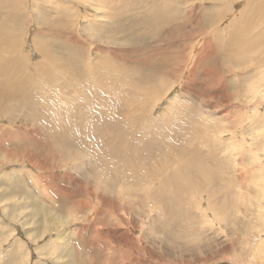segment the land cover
Here are the masks:
<instances>
[{"label":"rangeland","instance_id":"obj_1","mask_svg":"<svg viewBox=\"0 0 264 264\" xmlns=\"http://www.w3.org/2000/svg\"><path fill=\"white\" fill-rule=\"evenodd\" d=\"M214 1L21 0L15 4L21 29L13 32L11 46L0 48V62L4 56L20 57L23 71L35 74L47 90L14 93L16 103L7 102L0 110V264H264V40L244 53L245 63L233 55L227 58L237 51L228 40L237 23L247 22L246 4ZM56 4L69 10L49 12ZM198 4L206 6L197 9ZM222 9L227 14L220 16L219 24L206 27ZM191 12L194 16L187 18ZM57 13V19L48 21ZM68 14L70 25L64 27L59 18ZM162 18L167 19L164 25ZM69 29L84 45L68 38ZM50 33L57 36L50 38ZM212 35V47H202L204 38ZM181 39L187 40L185 59ZM221 44H226L225 50ZM202 49H210L208 57L198 62L195 57ZM75 51L84 57L79 62ZM256 58L260 66L250 65ZM107 64L119 73L114 67L107 71ZM175 65L181 67L176 77L164 75ZM39 66L46 74H36ZM109 72L113 80L100 78ZM162 77L165 84L156 89L154 79L159 83ZM100 85L106 87H96ZM57 86L61 88L55 91ZM134 100L142 103L141 110L128 118ZM169 112L177 118L166 121L171 119L164 116ZM169 127L183 135L180 141L185 137L182 145L177 138H172L176 143L168 141L164 131ZM107 136L108 144L120 151L117 155L114 148L98 143ZM125 140L129 144L121 147ZM181 148L188 153L181 154ZM194 156L201 162L196 161V172L214 170L209 178L202 174L200 183L209 185L205 190L203 184L201 191L178 190L180 183L196 182L189 175L180 178L181 173L175 183L152 189L159 185L156 180L149 183V173L173 163L178 171L188 167V173L195 172L189 162L197 160ZM105 168L113 176L107 173L101 180L97 171ZM238 171L244 173L243 182ZM148 194L150 200L145 199ZM102 198L113 209L118 207L114 213L105 211ZM81 200L86 207L79 208ZM113 220L119 226H109Z\"/></svg>","mask_w":264,"mask_h":264},{"label":"bare ground","instance_id":"obj_2","mask_svg":"<svg viewBox=\"0 0 264 264\" xmlns=\"http://www.w3.org/2000/svg\"><path fill=\"white\" fill-rule=\"evenodd\" d=\"M21 0H0V48L2 47L3 48V46H5V45H8V44H10V46H11V44H12V40H13V32H15L16 33V31H18L19 32V30L21 29V25L19 24V23H16L17 22V20H18V18H17V15H16V13H15V11H14V6H15V4H18L19 2H20ZM37 1V0H36ZM60 1H62V0H60ZM113 1H115V0H113ZM138 1V0H137ZM142 1V0H141ZM147 1V0H146ZM149 1V0H148ZM208 1V0H207ZM217 1V3L219 2V1H221V0H216ZM216 1H214V2H216ZM245 1V4H246V8H245V6H244V9H245V14H247L248 15V19H247V22H244V23H241V24H236L234 27H233V30L235 31L234 32V35H232L230 38H229V40H228V42L229 43H231L232 44V46L234 47V49H236L237 51H235L234 53H228L226 56H227V58L229 57V56H231V55H233V57L235 58V60H238L240 63H245L244 61H243V59H244V53L245 52H247L248 53V50L249 49H252V48H256V47H258L259 45H261V43H263L262 41L264 40V35L263 34H261V36L258 38L257 37V33L259 32V30H261V29H263L264 28V1H262V0H257L259 3L262 1V3L263 4H256V3H254L253 1L254 0H244ZM31 2H33V1H31ZM53 2H55V0H53ZM235 2V1H234ZM34 3H36V2H34ZM39 3L42 5V4H46L44 1H39ZM57 3H59L58 1H57ZM61 3V2H60ZM120 3V2H119ZM139 3V2H138ZM146 3V2H145ZM212 3V2H211ZM238 3V2H237ZM40 4H37V5H40ZM64 5H65V2L63 3ZM69 4V3H68ZM173 4V3H172ZM190 4V3H189ZM193 4H194V2H193ZM216 4V3H215ZM241 4V3H240ZM7 5H9V7H7ZM40 5V6H41ZM141 5V4H140ZM202 5V6H201ZM201 5H197V9H202V8H205V6H206V4H201ZM233 5V4H232ZM32 6V5H31ZM33 7V6H32ZM46 7H47V5H46ZM49 7V6H48ZM67 7V6H66ZM218 8V6H216L214 9L216 10ZM34 9V8H33ZM49 9V12H54V11H60V10H62V11H68L64 6H62L61 4L59 5H55V6H53L52 5V7H49L48 8ZM126 11V10H125ZM133 11V10H132ZM175 11H177L176 10V8H175ZM242 11H243V9H242ZM116 12V11H115ZM131 12V11H130ZM172 12V11H171ZM220 12H222V14L220 13ZM220 12H218L219 13V15L217 14V15H214V16H212V18H210L208 21V23H207V25H205L206 27H210L211 29L213 28V27H215L214 25H218L219 24V22L221 21V19H222V17H223V15L224 14H227L226 12H225V10L224 9H222ZM35 13V12H34ZM240 13V12H239ZM33 14V13H32ZM51 14V13H50ZM126 14V13H125ZM170 14V13H169ZM172 14V13H171ZM185 14V13H184ZM188 13H186V15H187ZM193 14V12H191L190 14H188V16H186L187 18H191L192 16H194V14ZM34 15V14H33ZM57 15H59L58 13L57 14H53V16H51V18L48 20V21H50V20H52V18H54V17H56ZM183 15V14H182ZM209 15V14H208ZM60 16H61V14H60ZM68 16H69V14L68 15H64V16H62L61 18H59V21L64 25V27H66V26H68V25H70V23H69V20H68ZM220 16H222V17H220ZM22 17V16H21ZM49 18V17H48ZM109 18V17H108ZM56 19H57V17H56ZM163 19V18H162ZM171 19H175V18H171ZM244 19V18H243ZM164 20V19H163ZM26 21V20H25ZM29 21V20H28ZM28 21H26V22H28ZM46 21H47V19H46ZM30 22H32V21H30ZM156 22V21H155ZM162 22V21H161ZM167 22V19H165L164 20V22H162L163 24L162 25H164L165 23ZM226 22V21H225ZM8 23H16V24H8ZM33 23V22H32ZM74 24V21H72V25ZM168 24V23H167ZM166 24V25H167ZM38 25V24H37ZM140 25V24H139ZM169 25V24H168ZM209 25V26H208ZM147 26V25H146ZM145 26V27H146ZM152 26V25H151ZM230 26V25H229ZM155 27V26H154ZM161 25L160 26H157V31L158 30H160L161 29ZM205 27V28H206ZM45 28V27H44ZM204 28V29H205ZM154 29V28H153ZM177 29V28H176ZM214 29V28H213ZM152 30V29H151ZM176 31H178V30H176ZM264 31V29L261 31V32H263ZM37 32H39V35H40V33H41V30L39 29V31L37 30ZM66 32V34H67V36H68V38L70 39V40H72V42L73 43H75V44H77V45H79L80 46V42L84 45V43L82 42V41H80V37L77 35V34H74V32H72L70 29L69 30H67V31H65ZM64 32H62L61 34H59V35H62ZM189 34H191L190 33V31L188 32ZM233 33V32H232ZM35 34H37V33H35ZM15 35V34H14ZM214 35H216L217 36V34H215L214 33ZM214 35H212V37H205L204 38V44H203V46L202 47H212V45L214 44V40H215V38H214ZM16 36V35H15ZM45 36V35H44ZM48 37H55V36H57L56 34H54V33H50L49 35H47ZM46 36V37H47ZM166 36V35H165ZM164 36V37H165ZM190 36V35H189ZM188 36V37H189ZM247 36H248V38H247ZM200 37V36H199ZM83 38V37H82ZM166 38V37H165ZM197 38V37H196ZM170 40H171V38H169ZM188 39V38H187ZM16 40V39H15ZM196 40V39H195ZM14 41V40H13ZM192 41V40H191ZM169 42V41H168ZM186 42H187V40H185V39H181L180 40V45H181V49H182V53H184L183 55H182V53H181V55L184 57L185 55H186ZM193 42V41H192ZM199 42V41H198ZM228 42H227V44H228ZM190 43V42H189ZM88 45V44H87ZM226 44H224V45H222L221 44V46H222V48H223V50H225V48H226V46H225ZM13 47V46H12ZM47 47V46H46ZM149 47V46H148ZM84 48V47H83ZM144 48V47H143ZM200 48V47H199ZM4 49V48H3ZM7 49H8V47H7ZM44 49H46V48H44ZM51 49V48H50ZM85 49V48H84ZM84 49H83V51H84ZM210 50V49H209ZM209 50H204V49H202L201 51H199L198 53H197V56L195 57V59H196V61H200L201 59H205V58H207L208 57V55H207V51H209ZM47 51V50H46ZM45 51V52H46ZM239 51H241L242 53H243V55L240 57V56H235L234 54H236V52L238 53ZM170 52V51H169ZM47 54H48V51H47ZM168 54V53H167ZM169 54H171V53H169ZM168 54V55H169ZM9 55V54H8ZM166 55V54H165ZM13 56V55H12ZM11 55L9 56V57H7V58H5V56L3 57V60L0 62V77L2 78L4 75H6V77L5 78H2V79H0V80H2V82L0 83V110H1V108L4 106V104H6L7 102H12L13 104H15L16 102L15 101H13L12 99H13V95L12 94H14V93H25V92H27L28 93V90H34V89H39L41 92H44V91H46L47 89L43 86V84H42V82H40V80H38V78L36 77V76H34V75H32L31 74V72L29 73V74H27V72L25 73L24 71H23V66H24V64L19 60L20 59V57H19V59H18V57L15 59V57H12ZM73 56L75 57V59L78 61V58L79 59H82V58H84L83 56H81L80 55V53L79 52H77V51H75L74 52V54H73ZM154 56V55H153ZM47 57L49 58V59H51V57H50V55L48 54L47 55ZM81 57V58H80ZM152 57V56H151ZM258 58H261V57H258ZM49 59H47V60H49ZM184 59H185V57H184ZM52 60V59H51ZM53 61H54V59H53ZM257 61V58L253 61V62H251L250 63V65H252V64H254V65H257V66H260L259 64H257V63H259V62H256ZM21 62V63H20ZM79 62V61H78ZM55 63V62H54ZM57 63V62H56ZM65 63V62H64ZM57 64H60L59 62L57 63ZM57 64H55V65H57ZM97 64V63H96ZM95 64V65H96ZM63 65V64H62ZM69 65V64H68ZM58 66V65H57ZM60 66H61V64H60ZM80 65L78 64V67H79ZM108 66V67H107ZM59 67V66H58ZM70 67V66H69ZM95 67V66H94ZM97 67V66H96ZM104 67H107L106 68V70L107 71H111V70H113V67H114V73L115 74H117V73H119V71H118V69L115 67V66H112V65H105ZM250 67V66H249ZM62 68H64V66L62 67ZM80 68V67H79ZM98 68H102L101 66H99ZM122 68H124V67H122ZM246 70H248L246 67H244ZM27 69V68H26ZM37 69V68H36ZM61 69V68H60ZM92 69V68H91ZM159 69V68H158ZM64 70V69H63ZM100 70V69H99ZM104 70H105V68H104ZM127 70V69H126ZM181 70V67L179 66V65H175L174 67H171V68H168L167 70H166V72H164V75H167V74H169L168 76H172V77H176L177 75H178V73H179V71ZM27 71V70H26ZM29 71V70H28ZM35 71V70H34ZM33 71V72H34ZM37 73L36 74H39V73H45L46 74V71H45V68H42L41 66H39V68L37 69ZM74 71V70H73ZM80 71V70H79ZM88 71V70H87ZM127 71H129V70H127ZM159 71H160V69H159ZM158 71V72H159ZM161 71H163V70H161ZM136 72V71H135ZM74 73V72H73ZM105 73V72H104ZM103 73V74H104ZM110 73V72H109ZM112 73V72H111ZM111 73H110V75H101L100 76V78H105V77H109V78H111L112 79V77H111ZM223 73V72H222ZM249 73V72H248ZM248 73H246V74H248ZM254 73V72H253ZM31 74V75H30ZM54 74V73H53ZM52 74V75H53ZM92 74V73H91ZM98 74V73H97ZM106 74H107V72H106ZM135 74V73H134ZM71 75V74H70ZM137 75V74H136ZM223 75V74H222ZM49 76V75H48ZM47 76V77H48ZM75 76V75H74ZM113 76V75H112ZM34 77V78H33ZM73 77V76H72ZM76 77V76H75ZM97 77H99V76H97ZM115 77H116V75H115ZM188 77H190V76H188ZM84 78V77H83ZM88 78H90V77H88ZM69 79V78H68ZM67 79V80H68ZM90 79H93V78H90ZM187 79V78H186ZM52 80H53V78L51 79V82H52ZM64 80H65V77H64ZM63 80V81H64ZM81 80V79H80ZM86 80H88V79H86ZM94 80V79H93ZM97 80H98V78H97ZM104 80V79H103ZM107 80H109V79H107L106 78V81ZM113 80V79H112ZM221 79H219V81H220ZM71 81V80H70ZM91 81V80H90ZM90 81H88L87 82V84L90 82ZM105 81V80H104ZM105 81V82H106ZM85 82V81H84ZM108 82V81H107ZM113 82H115V81H113ZM165 81H164V78L162 77V79H161V81H159V83L157 82V80L156 79H154V84L156 85V89H161L162 88V86H164V83ZM96 84H98V83H96ZM110 84V83H109ZM229 84V83H228ZM47 85H48V83H47ZM46 85V86H47ZM89 85H90V83H89ZM103 86H105V85H103ZM103 86L101 87V85L100 86H96L97 88L98 87H101V88H103ZM109 86V85H108ZM107 86V87H108ZM138 86V85H137ZM136 86V87H137ZM87 87V86H86ZM95 87V88H96ZM106 87V86H105ZM104 87V88H105ZM228 87V86H227ZM60 88H61V86H57L56 87V90L55 91H58V89L60 90ZM139 88V87H138ZM155 89V90H156ZM186 89V88H185ZM30 93V92H29ZM50 93V92H49ZM56 93V92H55ZM188 93V92H187ZM26 94V93H25ZM33 94V93H32ZM57 94V93H56ZM150 93H146V95H149ZM19 95H21L22 96V94H19ZM51 95H53V94H51ZM151 95V94H150ZM17 96V95H16ZM25 96V95H24ZM36 96V95H35ZM55 96V95H54ZM58 96V95H57ZM56 96V97H57ZM180 96V95H179ZM37 97V96H36ZM43 97H45L44 95H43ZM55 97V98H56ZM183 97V96H182ZM14 98H16V97H14ZM18 98V97H17ZM23 98V97H22ZM43 99V98H42ZM188 99V98H187ZM12 100V101H11ZM14 100H16V99H14ZM39 100V99H38ZM57 100H58V98H57ZM60 100V99H59ZM133 99H131V101H132ZM19 101V100H18ZM46 101V100H45ZM47 101H49V100H47ZM205 102V101H204ZM22 103V102H21ZM51 103V102H50ZM55 104V103H54ZM142 103H138L136 100H134V103L133 104H131V105H133V106H135V108L134 109H132V111L131 112H129L128 114H127V116H128V118L130 117H132L133 116V118L134 117H136V114L141 110V108L139 107L140 105H141ZM46 105H48V104H46ZM51 105V104H50ZM49 105V106H50ZM62 105H64V104H62ZM250 105V104H249ZM14 106H16V105H14ZM52 106V105H51ZM50 106V107H51ZM55 106V105H54ZM143 106H145V104L143 105ZM49 107V108H50ZM25 108V107H24ZM48 108V109H49ZM144 108V107H143ZM54 109V108H53ZM52 109V110H53ZM56 109H59L57 106H56ZM50 110V109H49ZM51 111V110H50ZM58 112V111H57ZM171 112H172V110H171ZM170 113V112H169ZM175 113V112H174ZM198 114V113H197ZM167 116V117H171V119L170 118H167V120L166 121H170V120H172V118L173 119H176L177 118V116H175V114H164V116ZM196 115V114H195ZM215 117V116H214ZM193 118H196V117H193ZM105 119V118H104ZM162 120V119H161ZM163 121L164 122H166L164 119H163ZM105 122V121H104ZM58 123V122H57ZM108 123H110V122H108ZM112 123V122H111ZM93 124V123H92ZM257 124V123H256ZM91 125V124H90ZM98 125V124H97ZM96 125V126H97ZM102 125V124H101ZM105 125V124H104ZM120 126H123V124H119ZM118 125V126H119ZM196 125H198V124H196ZM92 126V125H91ZM99 126V125H98ZM108 126V125H107ZM116 125H114L113 127H115ZM118 126H116V127H118ZM126 127H129L127 124L125 125ZM89 127V129H90V126H88ZM103 127V126H102ZM102 127H101V130H102ZM199 127V126H198ZM202 127H203V125H202ZM92 128H93V126H92ZM99 128V127H98ZM201 128V127H200ZM220 128V127H219ZM218 128V129H219ZM95 129V131H96V128H94ZM104 129V128H103ZM106 129V128H105ZM112 130H113V128H111ZM119 129V128H118ZM158 129V132L160 131V129L161 128H157ZM206 129V128H205ZM204 129V130H205ZM122 130V129H121ZM156 130V129H155ZM161 130H163V128L161 129ZM201 130H203V129H201ZM100 131V130H99ZM98 131V132H99ZM164 131V130H163ZM177 131V130H176ZM210 131V130H209ZM220 131V130H219ZM107 132V131H106ZM157 132V133H158ZM166 134H167V137H168V141H171V140H173V142L172 143H176L174 140L177 138L179 141H180V137L181 136H183L181 133H180V137H179V135L178 134H176L175 133V130L173 129V128H171V127H169V130L167 129V131H164ZM194 132H196V130H194ZM193 132V133H194ZM108 133V132H107ZM106 133V134H107ZM209 133H211V132H209ZM220 133V132H219ZM262 133V132H261ZM96 134V133H95ZM95 134H93V135H95ZM101 134V133H100ZM120 134H121V131H120ZM159 134H161V133H159ZM196 134V133H195ZM226 134V133H225ZM260 134V133H259ZM33 135V134H32ZM108 135V134H107ZM110 135V134H109ZM108 135V136H109ZM155 135H156V133H155ZM154 135V136H155ZM197 135V134H196ZM258 135V134H257ZM99 136V135H98ZM108 136H107V139H104L105 140V142H103V140L101 141L100 139V142L98 141V143L100 144V145H103L104 147H106V148H109V149H113L114 147H112V146H110L109 144H108ZM225 136V135H224ZM101 137V136H100ZM120 137H123L122 135L120 136ZM167 137L165 138V139H167ZM98 138V137H97ZM104 138V137H103ZM117 138V137H116ZM172 138H175V139H172ZM224 138V137H223ZM227 138V137H226ZM110 139V138H109ZM127 139V138H126ZM164 139V140H165ZM176 139V140H177ZM185 139V137L183 138V140ZM187 139V138H186ZM255 139V138H254ZM117 140V139H116ZM122 140V139H121ZM123 140H124V138H123ZM183 140H181L180 142H181V144L180 145H182V141ZM192 140H194V138L192 139ZM258 140V139H257ZM96 141V140H95ZM129 141H130V139H129ZM129 141H127V140H125V141H122V143H121V147H126L129 143ZM178 141V142H179ZM110 142H112L111 140H110ZM120 142V141H119ZM156 142H157V140H156ZM177 142V143H178ZM190 142V141H189ZM255 142V141H254ZM143 143H150V142H148V141H146V140H144L143 141ZM221 143V142H220ZM154 144V143H153ZM156 144V143H155ZM161 144V143H160ZM244 144V143H243ZM119 145V144H118ZM148 145V144H147ZM168 145H170V144H167V145H163V146H165V147H167ZM176 145V144H175ZM189 145V144H188ZM210 145V144H209ZM157 146V145H156ZM155 146V147H156ZM158 146H159V144H158ZM177 146H178V144H177ZM212 147H213V145H211ZM120 147V146H119ZM118 147V148H119ZM179 147V146H178ZM185 147V146H184ZM210 147V146H209ZM133 148V147H132ZM186 148H187V146H186ZM191 148V147H190ZM192 148H194V147H192ZM120 149V148H119ZM175 149V148H174ZM180 149V148H179ZM178 149V150H179ZM182 149V148H181ZM184 149V148H183ZM182 149V150H183ZM121 150V149H120ZM127 150H129V148L127 149ZM176 150V149H175ZM174 150V151H175ZM190 150V149H189ZM193 150V149H192ZM196 150V149H195ZM198 150V149H197ZM125 151H126V148H125ZM134 151V150H133ZM136 151V150H135ZM184 151H187V150H183V151H181V154H182V152H184ZM199 151V150H198ZM112 152H114L116 155L118 154V153H120V151L118 150V149H116V148H114L113 150H112ZM193 152H194V150H193ZM200 152V151H199ZM199 152H198V154H199ZM127 153V152H126ZM132 152H130L129 154H131ZM175 153V152H174ZM178 153V152H177ZM185 153V152H184ZM187 153H188V151H187ZM186 153V154H187ZM132 154H134V152L132 153ZM131 154V155H132ZM185 154V155H186ZM193 154H195V152L193 153ZM198 154L196 155V156H198ZM135 155V154H134ZM171 155V154H170ZM177 155H179V154H177ZM201 155H203L202 153H201ZM175 156V155H174ZM200 156V155H199ZM204 156V155H203ZM183 157V156H182ZM193 157V156H192ZM195 157V156H194ZM166 158H168V157H166ZM186 158V157H185ZM188 158H190V157H188ZM196 158V157H195ZM198 158V157H197ZM196 158V159H197ZM202 158L203 157H201V160H202ZM208 157H205L204 159H207ZM177 159V158H176ZM199 160H200V158H198ZM194 160V159H189V160H191V161H189L190 163H191V166L193 167V170H195V172H191L192 170H190V173H188V167H182L179 171L178 170H176L177 169V166L175 165V163H173V164H170V165H168L167 167H165V166H162L161 168H154L155 170L152 172L153 174H151V173H149L148 174V176H149V178H147V180L149 181V183L150 182H152V181H154V180H156V181H158V185L159 186H157L156 188H152V189H159V188H164V187H166V186H168V185H170V184H173V183H175L176 182V178H177V176H179L180 175V173H181V177L180 178H182V176H186V177H188V175L192 178V180L194 181H196V182H194V184H189L188 186H186L185 184H183V183H180V184H182V186H180V187H178L177 189L179 190H183L184 192H187V194H188V191H189V189H188V187H190V189H191V187L192 188H195L196 190L199 188V190L198 191H201L200 189H202V187H199V186H202V184H203V190H205L208 186H207V184L206 183H200V181L202 180V174L204 173V171H205V169H202V174H201V171H200V173H199V171L198 172H196V168L194 167V166H197V165H195L196 164V161H199V160ZM209 159V158H208ZM211 159V158H210ZM29 160V159H28ZM39 160V159H38ZM159 160V159H158ZM219 160V159H218ZM217 160V161H218ZM183 161H184V159H183ZM207 162H208V160H206ZM206 161H204V163L206 162ZM219 161H221V160H219ZM126 162V161H125ZM125 162L123 163L124 165H126L125 164ZM206 162V163H207ZM210 162V161H209ZM208 162V163H209ZM185 164L186 163H188V160L186 161V162H184ZM199 163H201L200 161H199ZM203 163V162H202ZM205 163V164H206ZM216 164V163H215ZM47 165V164H46ZM203 165V164H202ZM218 165H220V164H218ZM218 165H217V167H218ZM157 166V165H156ZM155 166V167H156ZM161 166V165H160ZM159 166V167H160ZM179 166V165H178ZM181 166H182V164H181ZM188 166H189V163H188ZM200 166V165H199ZM205 166V165H204ZM212 166V165H211ZM48 167V166H47ZM207 167V166H206ZM214 167H216V166H214ZM220 167V166H219ZM228 167V166H227ZM40 168V167H39ZM115 168H116V166H115ZM191 168V167H190ZM221 168H223V167H221ZM232 168V167H231ZM230 168V169H231ZM241 168V167H240ZM244 168V167H243ZM123 169H125V168H123ZM153 169V168H152ZM151 169V170H152ZM172 169H175V170H173L172 171ZM223 169H225V167L223 168ZM121 170V169H120ZM150 170V169H149ZM197 170H198V168H197ZM235 170H236V167H235ZM48 171V170H47ZM103 171V172H102ZM111 170H110V168H105V169H102V170H99L98 169V171H97V173H98V176L100 175H102V178H101V180H103V178H104V175H106L107 173H110L111 174V176H113V174H112V172H110ZM167 171H172V172H170V174H165V175H162V174H164L165 172H167ZM214 171V170H213ZM213 171H209L208 172V169L206 170V173L205 174H203V175H210L211 174V172L213 173ZM243 171V170H242ZM118 172V171H117ZM117 172H115L116 174H118ZM123 172H125V170L123 171ZM224 172V171H223ZM239 172V174H240V176H241V178H240V180L243 182L245 179H244V173L243 172H241V171H238ZM250 173H251V171H249ZM102 173V174H101ZM248 173V172H247ZM260 173V172H259ZM179 174V175H178ZM223 174V173H222ZM229 174V173H228ZM124 174L122 173V176H123ZM212 176H213V174H211ZM211 175L210 176H208V178L209 177H211ZM249 175V174H248ZM257 175V174H256ZM232 176V175H231ZM234 176V175H233ZM239 176V175H238ZM116 177V176H115ZM201 177V178H200ZM236 177V176H235ZM248 178H249V176H247ZM99 178V177H98ZM131 178H132V180H134V176H131ZM206 179V177L205 178H203L206 182H209V181H211L210 179ZM243 178V179H242ZM178 179V178H177ZM201 179V180H200ZM215 180H216V178H214ZM219 179V178H218ZM236 179V178H235ZM131 180V179H130ZM221 180V179H220ZM220 180H216L215 182H220L221 183V181ZM192 181V182H193ZM213 181V180H212ZM178 182H180V181H178ZM202 182H203V180H202ZM215 182L213 183V184H215ZM96 183V182H95ZM133 183V181L131 182V184ZM188 183H191V182H188ZM212 183V182H211ZM249 183V181L247 182V184ZM16 184V183H15ZM136 184V183H135ZM246 184V185H247ZM249 185V184H248ZM127 186V185H126ZM148 186H150V184L148 185ZM153 186V185H152ZM218 186V185H217ZM217 186H215V187H217ZM220 187V186H219ZM135 188H136V186H135ZM134 188V189H135ZM212 188V187H211ZM213 188H214V186H213ZM49 189V188H48ZM139 189H141V188H139L138 187V190ZM142 189H147L146 187H143ZM215 189V188H214ZM218 189V188H217ZM195 190V191H196ZM147 191V190H146ZM151 191V190H150ZM210 191H212V189H210ZM209 191V192H210ZM143 192H144V190H143ZM162 192V191H161ZM184 192H183V194H184ZM147 193H149V192H147ZM151 193V192H150ZM191 192H189V194H190ZM208 193V192H207ZM99 194V193H98ZM113 194V193H112ZM111 194V192H109V195H112ZM95 195H97V194H95ZM177 195L179 196V193H177ZM240 195V194H239ZM90 196V195H89ZM127 196V195H126ZM129 196V195H128ZM135 196V195H134ZM146 196V195H145ZM183 196V195H182ZM200 196V195H199ZM54 197V196H53ZM185 197H187V196H185ZM184 197V198H185ZM194 197V196H193ZM109 198V197H108ZM129 198H130V196H129ZM150 195L148 194L147 195V197L145 198V199H149L150 200ZM189 198V197H188ZM105 199V198H104ZM103 198L101 199L102 200V202H103V204L106 206V212H110V213H114V211L118 208L117 206H116V208L115 209H113V204H110L109 202H105V201H103L104 200ZM110 199L112 200L113 198L110 196ZM109 199V200H110ZM154 199H156V198H154ZM191 199V198H190ZM220 199V198H219ZM225 199V198H224ZM129 200V199H128ZM137 200V199H136ZM153 200V199H152ZM180 200H182V199H180ZM211 200V199H210ZM142 201V200H141ZM140 201V202H141ZM247 201V200H246ZM86 201L84 200V202H83V200H81L80 201V203L78 204V206H79V208H81L82 206L83 207H86V206H84ZM129 202V201H128ZM183 202H186V201H183ZM187 203V202H186ZM212 203V202H211ZM89 204V203H88ZM87 204V205H88ZM96 204H97V202H96ZM179 204H180V202H179ZM126 206H128V205H126ZM154 206V205H153ZM185 206V205H184ZM210 206V205H209ZM208 206V207H209ZM102 207V206H101ZM221 207V206H220ZM225 207V206H224ZM223 207V208H224ZM138 208V207H137ZM176 208V207H175ZM175 208H174V210H175ZM127 209V208H126ZM178 209V208H177ZM245 209V211H247V209L246 208H244ZM223 210V209H222ZM264 210V209H263ZM151 211V210H150ZM205 212V211H204ZM23 213V212H22ZM157 213V212H156ZM157 215V214H156ZM118 217V216H117ZM118 218H120V217H118ZM205 218V217H204ZM233 219H236V218H233ZM208 220V219H207ZM238 220V219H237ZM28 221V220H27ZM223 221V220H222ZM122 222V221H121ZM242 222V221H241ZM123 223V222H122ZM129 223V222H128ZM151 223V222H150ZM245 224V223H244ZM248 224V223H247ZM108 225L109 226H114V227H116V226H119V223H118V221L116 222V221H112L111 223H108ZM149 226H150V224H149ZM126 227V225L124 226V228ZM252 227V226H251ZM126 229V228H125ZM235 229V228H234ZM98 231V230H97ZM105 231V230H104ZM247 231V230H246ZM239 232V231H238ZM105 233V232H104ZM118 233V232H117ZM209 233V232H208ZM247 233V232H246ZM245 233V234H246ZM125 234V233H124ZM206 234V233H205ZM210 234V233H209ZM244 234V235H245ZM214 235V234H213ZM242 235V234H241ZM161 236V235H160ZM249 241V240H248ZM254 241H255V239H254ZM98 243V242H97ZM17 244V243H16ZM127 245V244H126ZM115 246H117V245H115ZM175 246V245H174ZM125 247V246H124ZM234 247V246H233ZM15 248V247H14ZM17 248V247H16ZM126 249V248H125ZM133 249V248H132ZM137 249V248H136ZM20 250V249H19ZM109 250V249H108ZM131 250V249H130ZM16 251V250H15ZM68 251V250H67ZM71 251V250H70ZM134 251V250H133ZM95 252V251H94ZM19 253V252H18ZM21 253V252H20ZM86 254V253H85ZM234 254V253H233ZM6 255V254H5ZM14 257V256H13ZM11 258V257H10ZM74 258V257H73ZM80 258V257H79ZM13 259V258H12ZM127 259H129V258H127ZM239 259V258H238ZM96 260V259H95ZM100 260V259H99ZM113 261V260H112ZM138 261V260H137ZM164 261V260H163ZM231 261V260H230ZM132 262V261H131ZM221 262V261H220ZM125 263V262H124ZM241 263V262H240ZM3 264V263H2ZM228 264V263H227Z\"/></svg>","mask_w":264,"mask_h":264}]
</instances>
